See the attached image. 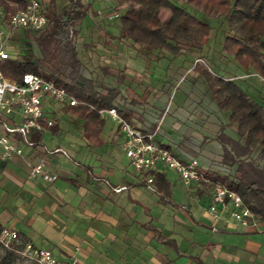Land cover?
<instances>
[{
	"label": "trees",
	"instance_id": "1",
	"mask_svg": "<svg viewBox=\"0 0 264 264\" xmlns=\"http://www.w3.org/2000/svg\"><path fill=\"white\" fill-rule=\"evenodd\" d=\"M40 1L47 17L45 26L39 30L20 29L9 40L10 56L0 63V70L4 75L18 80L22 79L24 73H36L71 92L79 102L66 105V112L81 121L85 140L100 147L104 144L102 131L105 118L100 115L99 109L116 107L125 118L133 120L134 117L132 108L118 103L122 98L118 87L122 77L116 85L106 86L82 74V60L76 38L79 26L90 8L89 2ZM116 1L125 4L123 11L114 17L119 19L118 36L134 45L167 51L171 57L179 56L184 47L204 51L201 53L206 55L205 50L207 52L210 48L213 25L204 20L201 14L220 18L225 24L222 50L231 54L242 68L264 77V0H184L185 5L176 0ZM22 4V0H0L4 18L7 19ZM163 8L170 11L166 20L160 18ZM25 40L30 45L20 43ZM32 45L36 47L35 50ZM193 68L202 75L218 108L229 112L226 125L235 126L236 137L223 130L218 134L219 160L213 164L210 161L208 163L210 179L236 191L256 218L264 222V103L250 97L247 90L231 77L212 74L199 62H195ZM107 69L104 67L105 73ZM131 102L135 104L134 99ZM139 118L140 114L134 118V123ZM135 125L143 131L156 128L154 123L150 128L141 123ZM60 129L57 117L56 123L45 132L33 133L32 138L40 140L46 132L55 134ZM160 143L173 151L170 144ZM152 172L154 190L165 199L170 198L171 182L166 173L160 169ZM210 185L211 182L205 183L199 194L207 191ZM20 239L19 247H22L27 241L21 236Z\"/></svg>",
	"mask_w": 264,
	"mask_h": 264
},
{
	"label": "rangeland",
	"instance_id": "2",
	"mask_svg": "<svg viewBox=\"0 0 264 264\" xmlns=\"http://www.w3.org/2000/svg\"><path fill=\"white\" fill-rule=\"evenodd\" d=\"M83 1L90 3V8L79 26V34L76 38L82 60L83 76L90 77L97 84L106 86L116 85L118 79L122 77L118 85L122 98L118 103L132 108L134 117H139L140 114L139 121L135 123L145 124L149 128L153 123L156 126L159 124L155 139L170 144L174 153L182 158L197 157L203 164H208L209 161L212 164L216 163L220 153L218 134L223 130L224 133L236 137L235 126L226 125L229 112L218 108L211 92L206 88L202 75L193 68L195 62L207 67L212 74L224 78L231 77L247 90L250 97L264 103V77L259 74H248L241 79L240 75L245 74L246 71L238 65L231 54L225 52V55H222L221 40L225 27L223 21L216 16L201 14L204 20L210 21L213 25L208 53L205 50V53L211 56L207 57L202 54L203 51L184 47L179 56L171 57L172 55L167 51L134 45L129 40L118 36V17L110 19L104 12L115 11L120 14L125 4H120L116 0ZM176 1L185 5L184 0ZM97 9H101L103 13H96ZM169 15L168 9H161L160 18L162 20H166ZM18 32L19 30H16V34ZM20 43L25 46L30 45L28 40ZM32 48L36 49L33 45ZM22 49L25 50V48ZM104 67L108 68L107 73L104 72ZM131 99H134L135 104L131 102ZM56 108L59 112L56 118L58 117L61 129L55 134L46 132L50 134H46L43 143L48 149L59 146L69 153L73 161L61 151L54 153V156L60 157L62 166H75L76 162H84L86 157L82 150L89 151V157L92 155L100 157L111 167L113 165L118 167L128 162L121 146L122 136H117V132H112L116 128V122L112 118L105 117L102 132L105 144L96 147L87 143L83 137L79 119L70 116L65 106ZM134 117L133 120H135ZM82 141L87 144L77 149L75 154H71V144L79 145ZM164 171L172 183V197L167 203L158 202L153 207L152 213L157 216L156 225L161 229V231L154 232L157 235L152 238L153 246L157 244L159 249L175 256L178 249L174 248L170 242L160 243L159 235L165 238H176L179 250L183 252L186 250L180 235L190 238L192 235L195 236L196 229H199L197 237L224 234L240 238V246H245L247 239L253 235L234 233L235 228L232 229L233 232L232 230L221 232L220 220L214 221L204 215L209 199L183 184L173 169L165 168ZM212 226H215L216 230H212ZM236 227L239 228L238 225ZM259 230H264V227L261 225ZM147 231L145 227L137 228L136 232H139V235L132 234L131 237L127 236L126 240L134 243L136 237L143 245H146L143 240L144 234L151 235ZM38 244L41 245L40 242ZM134 246L132 244L130 249L133 254H136L139 249L136 250ZM147 249L151 248L147 247ZM261 250H264V247ZM240 251V249L236 250L239 254ZM145 255L146 252H143V256ZM178 260L180 264H186L188 261L180 256ZM105 261L107 264L126 263L123 260L111 258ZM0 264L38 263L16 250L0 245Z\"/></svg>",
	"mask_w": 264,
	"mask_h": 264
},
{
	"label": "crops",
	"instance_id": "3",
	"mask_svg": "<svg viewBox=\"0 0 264 264\" xmlns=\"http://www.w3.org/2000/svg\"><path fill=\"white\" fill-rule=\"evenodd\" d=\"M207 53V57L211 56ZM222 55H225L223 50ZM244 70L246 73L240 75L241 79L248 74H258L250 69ZM143 126L146 127L145 124ZM113 131L120 135L117 126ZM46 134L50 133H45L43 140ZM82 142L71 144L70 153L75 154L77 149L89 143ZM82 151L85 161L66 167L62 166L59 156L29 147L24 148L23 156L0 159V223L15 226L22 239L49 247L57 257L65 260L77 258L81 264H107L105 260L108 258L123 260L125 264H180L179 256L188 260L186 264H264V250H261L264 234H259L264 233V230H259L261 225L264 227L262 222H258L260 227L253 228L229 218L220 220L223 233L235 228L236 232H231L253 235L244 247L240 246V238L229 235L197 237L199 229L190 238L180 235L186 250L183 252L179 250L176 238L159 235L160 243L170 242L178 249L175 256L162 251L157 244L153 246L152 238L157 235L154 232L161 229L156 225L157 216L152 210L156 203L169 201L172 189L170 198L165 199L147 187L146 173L135 172L129 159L128 164L111 167L100 157H89V151ZM25 159L45 161L49 170L56 172L58 177L47 180L42 176H29ZM205 183L208 182L194 183L190 187L199 194ZM116 186L123 188L119 191L112 189ZM200 195L206 196L210 202L211 185ZM143 227L151 234H144L146 245L135 236L134 243L126 240L132 234L139 235L136 229ZM132 244L136 250L139 249L136 254L131 252ZM238 249L240 254L236 252ZM143 252H146L145 256Z\"/></svg>",
	"mask_w": 264,
	"mask_h": 264
},
{
	"label": "built area",
	"instance_id": "4",
	"mask_svg": "<svg viewBox=\"0 0 264 264\" xmlns=\"http://www.w3.org/2000/svg\"><path fill=\"white\" fill-rule=\"evenodd\" d=\"M22 3V7L7 19L0 9V63L10 56L9 40L16 34V30H39L47 22L40 0H22ZM96 12L103 13L101 9ZM104 14L110 19L117 16L115 11ZM78 102L71 92L39 74L27 72L18 80L4 75L0 70V159L23 156L24 148L29 147L40 149L47 154L61 151L73 161L65 149L59 146L48 149L43 143V138L34 140L32 134L45 132L56 123V115L59 113L57 106L75 105ZM99 113L102 117H110L116 122L117 130L122 136L121 146L125 155L135 172L146 173L145 182L148 188L154 189L151 173L161 167L173 169L188 187L201 181L211 182L206 216L214 221L229 218L245 227L257 228L258 219L244 204L241 196L221 182L211 181L208 164L201 163L197 157L182 158L155 139L159 124L153 131H143L133 120L122 116L116 107L101 108ZM25 165L31 177L42 176L47 180L58 177L56 172L49 170L43 160L25 159ZM122 188L123 186H116L112 189L119 191ZM211 229L216 230L215 226ZM0 243L38 264H81L77 258H59L49 247L37 246L30 241L19 247V230L13 225H2Z\"/></svg>",
	"mask_w": 264,
	"mask_h": 264
}]
</instances>
